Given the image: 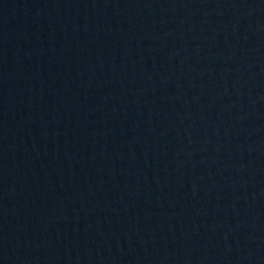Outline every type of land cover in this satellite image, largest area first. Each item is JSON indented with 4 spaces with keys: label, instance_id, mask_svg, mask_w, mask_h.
<instances>
[{
    "label": "water",
    "instance_id": "obj_1",
    "mask_svg": "<svg viewBox=\"0 0 264 264\" xmlns=\"http://www.w3.org/2000/svg\"><path fill=\"white\" fill-rule=\"evenodd\" d=\"M0 264H264V0H0Z\"/></svg>",
    "mask_w": 264,
    "mask_h": 264
}]
</instances>
